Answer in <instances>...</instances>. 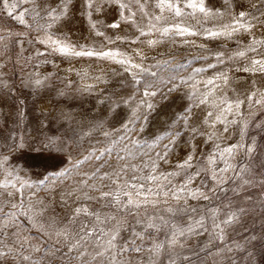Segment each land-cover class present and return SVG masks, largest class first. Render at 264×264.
<instances>
[{
    "label": "rangeland",
    "instance_id": "1",
    "mask_svg": "<svg viewBox=\"0 0 264 264\" xmlns=\"http://www.w3.org/2000/svg\"><path fill=\"white\" fill-rule=\"evenodd\" d=\"M78 1L72 0L69 18L62 19L50 28L47 27L48 18L44 13L41 11V16H36L33 9L40 11L38 6L55 8L59 0L21 2L17 14L25 9L28 10L24 24L9 17L0 5V30H2L0 35L5 37L4 41L0 42V52L4 53V56L0 57V63L4 65V68L0 69L2 73L0 75L2 81L0 83V153L8 155L13 139L18 135L35 140L32 147L26 146L24 154L18 159H13L8 167L15 168L20 177L32 184L31 188L24 189L25 206H34L35 212L42 205L45 217L62 221L65 225L68 221L64 218L70 216L76 207H87L90 213L98 214L101 221H104L105 217L117 215L111 199L102 197L101 192H114L126 184L133 183H144L147 187H152V182L147 181L145 177L178 171L176 165L185 156L182 148L175 149L174 155L169 156L167 163L159 161L156 153H162L163 146L169 142V137L165 133L180 131L181 144L183 140L191 139L190 136L185 135L188 129L181 127L187 109H191L192 113L189 116L190 124L195 123L196 127L210 135L215 133L212 140L198 137L195 141L199 145L197 152L201 157L216 152L217 144L221 149L238 144L241 137L237 125L217 123L215 128L202 125L206 113L213 111L214 108L212 104L197 106L198 97L208 91L206 82L209 79L217 77L220 72H225L229 77V83L226 86L221 85L220 92L215 93L216 102L218 103L224 96L234 100L239 95V98L243 99L240 93L247 91L251 85L244 87L235 84L236 76L244 67H249L250 58L259 59L260 53L264 52V48H258L256 53L246 52L244 57L235 56L237 51L246 50L251 43L252 35L248 37L249 39H241L237 34L232 40L225 37H222L223 40L221 37L205 38L203 28L212 27V23H204L201 28L193 21L194 18L195 21L201 18L199 14L195 17L188 15L174 17L167 10L161 12L156 6L158 0H141L144 4L143 11L135 6L134 0H129L131 10L136 13L135 24L121 20L118 10L106 9L105 14L99 18L104 25L99 30L103 31L105 36L99 37L90 28L82 12L80 23L72 16L71 12L76 2L80 4V0ZM184 2L186 3L187 0L182 1ZM232 2L237 10L238 8L247 10L249 0H232ZM205 3L209 8L218 9L222 7L223 0H205ZM189 11L185 9L186 13ZM157 15L162 19L159 22L153 20L152 23L156 27L149 31L148 21ZM113 22L119 23L120 27H107ZM175 23L189 26L193 31H199L201 34L180 36L176 34L175 29H172L168 34L162 35L161 31H157L164 27L171 28ZM139 28H142L146 35L140 36ZM261 31L264 32V29ZM47 35L75 46L76 50H111L119 55L115 60L95 56H61L52 52L49 45L39 43V40ZM255 35L257 39H264L260 34ZM18 39L24 41L23 47L15 43ZM150 39L154 43L150 44ZM109 40L112 42L110 43ZM28 41L32 42L28 43ZM242 43L245 45L242 46ZM132 45H138L141 52L134 50ZM147 45L151 47L149 46L148 49ZM221 51L226 54L224 64L217 63L215 59V53ZM38 52H43L45 55H37ZM206 56L207 59L204 58ZM228 57L232 58L228 59ZM120 60L130 63L121 64L118 62ZM210 63L216 64V67L209 68ZM68 64L73 67L72 71L67 70ZM83 65L88 66L87 71L81 69ZM94 67H104L102 76L96 75ZM196 68H203L204 71L196 73L194 72ZM45 77L47 79L44 84L35 85V79L44 80ZM217 84H220L218 80ZM173 85L176 87L173 88ZM145 91L155 92L156 95L144 96ZM221 93L223 96L220 95ZM42 101L45 105L41 104ZM147 104H152L153 108H147ZM20 112L24 113L22 117L19 115ZM241 112L247 119L246 106H242ZM256 115L264 119V115L260 113ZM227 118L239 120L238 116L232 114H228ZM225 126L229 128L228 132L223 131ZM142 127L143 131L140 130ZM36 137L39 139L36 140ZM46 137L55 142L51 150L52 155L49 154ZM252 137H255L257 142L255 154L248 157L244 150L240 149L230 161L237 166L251 161V168L245 179H251L252 184L243 185L242 181L229 171L223 175L231 179H228L221 186L223 190H220L217 182L210 178L209 171L203 173L192 185L193 189L200 188L202 180L204 186L201 191L207 194L209 199L189 197L187 205H182L189 209L195 208L197 210L195 213L180 212L173 216L166 212V206L156 209L155 212L148 208L147 215H163L166 221L177 228L192 226L193 232L186 233L182 238L185 248L177 249L182 255L192 256L189 264H232L233 261L235 264H249L247 251H255L254 264H264L261 260V254L264 252L261 244L251 241L255 248L248 247L250 237L255 236L258 240L264 237V185L259 183L264 180V167L261 166L264 163V132L250 125L248 134L244 137V144L247 145ZM12 155L16 156V153L13 152ZM85 157L89 158L85 159ZM153 161L157 165L155 173ZM206 164L207 161L204 160L200 167ZM224 166V162L219 158L216 165H207L209 169ZM57 171H64L65 175L49 176L44 186L38 185L40 179ZM4 178V173L0 172V181ZM15 179L14 174L13 182ZM169 179L173 184L182 182V177L179 175ZM161 183L164 181L161 180ZM32 193H35V196H32ZM12 202L18 203L19 198ZM172 204L175 207V202ZM240 208L246 211L240 214ZM5 211L8 209L5 208ZM213 212L215 216L212 215ZM233 212L237 213L238 219L225 227L223 241L216 239L214 223H221L226 219L227 214ZM201 217L204 218V229L207 231L194 223ZM78 219L84 223L89 220L95 223V216L85 219L81 214ZM124 219L131 223L136 231L141 230L131 217ZM21 220L23 227L19 229L20 233L35 237L37 228L32 227L27 219L21 217ZM99 227L104 228V224L101 223ZM104 230L108 229L104 228ZM167 232L166 227H161L159 232L153 233V239L156 242H164ZM132 239L126 223L121 230L119 241L129 244ZM136 243L141 242L137 240ZM152 246V241L146 239L143 243L144 253H130L124 259H130L132 264H160L161 260L164 264H168L167 257L162 252L154 260L150 257L147 249ZM227 248H232L233 251L227 253Z\"/></svg>",
    "mask_w": 264,
    "mask_h": 264
},
{
    "label": "snow or ice",
    "instance_id": "2",
    "mask_svg": "<svg viewBox=\"0 0 264 264\" xmlns=\"http://www.w3.org/2000/svg\"><path fill=\"white\" fill-rule=\"evenodd\" d=\"M21 2L28 3L32 0H0L2 10L7 13L11 18L16 19L21 24L26 23L25 15L28 10L25 9L17 14V9L21 6ZM135 6L143 11L144 4L141 0H134ZM72 6V0H59L57 7L43 8L40 7V11L35 8L33 11L36 16H41V11L44 16L48 18L47 27H52L53 24L61 21L65 17L70 15V7ZM157 8L161 12L167 10L175 17H183L188 15L189 17H195L197 14L201 17L196 20V24L203 28L204 23H212V27L203 28V34L209 39L218 37H225L232 39L237 33H250L251 43L247 46L245 51H237L234 55L238 57H244L246 52L256 53L258 48H264V39H257L255 35L256 29H264V0H249L247 10L234 11V5L232 0H223L221 8L212 9L206 6L205 0H187L186 3H182L181 0H158ZM106 9H116L119 11L121 20L129 21L133 24L136 23V13L131 10L129 0H80V11L86 17L90 28L95 32L96 36L104 37L105 33L100 31L99 28L103 27V23L99 20L101 16L105 14ZM185 9H189V12H185ZM95 17V18H94ZM43 18V17H41ZM162 19L161 16H154L148 21L149 31L156 27L152 20L159 22ZM227 20V22H223ZM217 22L219 26L217 27ZM109 28H119V23H110L107 25ZM172 29H175L176 34L180 36L184 35H199L201 32L193 31L188 26H181L175 24L170 27H164L161 34H168ZM2 31V30H0ZM140 36L146 35L142 28H139ZM264 36V32L260 33ZM4 36L0 35V42H3ZM120 39V37H117ZM139 39V37H137ZM32 41H28L31 43ZM111 43L112 41L109 40ZM15 43L23 47L24 41L16 40ZM39 43L49 45L51 51L59 53L65 57H102L106 59H116L119 53L108 51H96L92 49L76 50L75 46L64 43L60 39H53L51 35H47L44 39L39 40ZM154 43V41H149ZM203 47V46H202ZM37 55H45L43 52H38ZM225 52L215 53L216 62L224 64ZM261 58H250L249 67L243 69L244 72L260 73L264 78V52L260 53ZM4 53L0 52V57H3ZM207 59V57H204ZM232 57H228L231 59ZM121 64L130 63V61L120 60ZM190 63V62H189ZM139 67V65H133ZM182 67V65H181ZM209 68H215L216 64H209ZM4 65L0 63V69H3ZM203 68H196L194 72H203ZM2 75V73H0ZM154 75V73H153ZM47 77L42 79H35L34 83L37 86L44 84ZM217 80L220 84H217ZM183 82V81H182ZM2 83V81H0ZM139 83V81H136ZM229 77L227 73L220 72L217 77L209 79L206 82L208 91L198 97V104H212L214 110L208 111L202 120V125L215 128L216 124L224 125H237L239 127V134L241 140L238 144H232L223 149L216 145V152H210L205 157H201L197 152L199 147L195 143L198 137H207V140H212L215 133L211 135L206 131H202L201 128L196 127L195 123H189V116L192 114L191 109L186 110V114L183 116L182 128H187L188 131L185 135L191 137V139L183 140L181 144L182 135L180 131L165 133L169 137L168 144H165L163 152L156 153V157L163 163L168 162L170 155H174V151L177 148L184 150L185 156L176 167L178 171L170 172L167 174L161 173L159 176L153 174L145 177L147 181L152 182V187H147L144 183L126 184L123 188H118L114 192H101V196L110 198L111 203L115 205L117 215L111 217H105L104 221L98 214L90 213L87 207H76L70 216L65 217L67 224H63L62 221H55L51 217H45L44 208L41 205L40 209L33 211L34 206H25L24 189L31 188L27 180L20 177L15 168H9V164L13 159H18L24 154L26 146L32 147L35 140H31L28 137L16 136L13 139V144L10 146L9 154L4 155L0 153V172H3L5 178L0 181V264H132L130 259H124L130 253L141 254L145 252L143 243L146 239L152 241L153 246L147 249V253L154 260L161 252L167 257L168 264H189L192 260L191 255H182L177 249H184L185 245L182 238L186 236V233L193 232L191 225L186 228H177V226L166 221L163 215H147L148 208H151L153 212L156 209L166 206V212L173 216L180 212L187 214L189 211L195 213V208L189 209L188 207H182L187 205L188 198L208 200L209 196L201 191L204 186L201 180L200 188L193 189L194 182L201 178L203 173L211 172L210 178L217 182V187L222 189V185L227 182L230 177H226L223 174L229 171L234 173V176L242 181L243 185L252 184L251 179H245V175L249 173L251 168V161L247 164H241L237 166L230 161L235 158V154L243 149L245 155L252 157L257 150V142L255 137H252L250 142L245 145L244 137L248 134L249 126L256 128L258 131L264 132V119L257 117V113L264 115V85L256 87V82L253 81L252 85L247 91L243 93V99L237 97L234 100H229L226 96L219 99L216 102L215 93L221 90V85H228ZM176 85H173L175 88ZM172 89H169L171 91ZM144 96H155V92L145 91ZM223 96V94L221 93ZM144 103V101H141ZM242 106H246L248 109L247 119L243 112H241ZM147 108L152 109V104H147ZM228 114L238 116L237 119H228ZM19 115L22 117L23 112ZM143 131V127L140 129ZM224 132H228L227 126L223 129ZM219 138V137H217ZM36 140L39 137L35 138ZM47 140V147L49 154L52 155V148L55 142L51 138H45ZM160 139V138H158ZM207 140L204 142L206 143ZM43 146V145H42ZM62 147V144H61ZM15 152L16 156L12 153ZM218 153V156H217ZM89 157H85L88 159ZM99 158V157H97ZM224 162L223 168H211L207 165H216L217 159ZM207 161L204 167H200V164ZM153 172L157 169L156 162L153 161ZM264 167V163L261 165ZM219 173V175H218ZM15 174V182L12 177ZM65 175L64 171H57L49 173L43 179H40L37 183L39 186H44L49 179V176L60 177ZM181 176L182 182L173 184L169 177ZM161 180L164 183H161ZM261 185H264V180L259 181ZM18 185V186H17ZM11 189V190H9ZM35 196V193H32ZM19 198L18 203L12 202L14 199ZM31 199V197H29ZM94 199V197H89ZM250 199V198H249ZM172 202H175V207ZM66 203V201H65ZM5 208L8 211H5ZM246 210L244 208L239 209V213L243 214ZM84 215L85 219L89 216H95V223L89 220L87 223L80 221L78 218ZM215 216V212L212 213ZM21 217L31 222L32 227L37 228V235L35 237L25 236L20 233L19 229L23 227ZM125 217H131L136 225H139L141 230L136 231L131 223H128ZM203 217L199 220H195L194 223L199 228L204 229ZM238 219L237 213L233 212L226 215L221 223H214L216 229V239L223 241L225 239L224 231L225 227L231 225ZM43 220L44 222H40ZM103 223L104 228L99 227ZM127 223L128 229L131 231L133 237L131 243L124 244L119 241L121 230ZM161 227H166L168 232L165 233L166 240L164 242H156L153 239V233L159 232ZM207 231V229H204ZM170 233V235H169ZM249 248H255V245L251 241H256L264 248V237L259 240L257 237H250ZM139 240L141 243L137 244ZM232 248H227L226 252L231 253ZM247 251V249H246ZM195 254V253H194ZM255 251H247V259L249 264H254ZM261 260L264 261V252L261 254ZM160 264H164L161 260ZM235 264V261L232 262Z\"/></svg>",
    "mask_w": 264,
    "mask_h": 264
},
{
    "label": "bare ground",
    "instance_id": "3",
    "mask_svg": "<svg viewBox=\"0 0 264 264\" xmlns=\"http://www.w3.org/2000/svg\"><path fill=\"white\" fill-rule=\"evenodd\" d=\"M78 1V0H77ZM182 1H184V0H181V2ZM218 1H220V0H218ZM79 2V1H78ZM185 3V2H184ZM206 3H208V2H206ZM223 4V3H222ZM210 5H211V3H210ZM213 5V4H212ZM218 5H220V4H218ZM217 5V6H218ZM239 6V5H238ZM211 7V6H210ZM235 7V6H234ZM242 7H244V6H242ZM72 8V7H71ZM212 8V7H211ZM218 8V7H217ZM221 8V7H220ZM236 8H234V11H236L235 10ZM242 9H244V8H238V10L236 11V12H238V11H240V10H242ZM116 12V11H115ZM119 12V11H118ZM73 15L72 16H74V18L76 19V21L78 22V23H80V21H79V19H81V11H80V4L78 5L77 4V2H76V4H75V6L73 7V9H72V12H71ZM167 13V12H166ZM106 14H107V12H106ZM139 14V13H138ZM168 14V13H167ZM110 16V15H109ZM174 16V15H173ZM172 16V17H173ZM196 16H198V15H196ZM175 17V16H174ZM66 18V17H65ZM69 18V17H68ZM145 18V17H144ZM186 18H187V16H186ZM67 19V18H66ZM168 19V18H167ZM171 19V18H170ZM180 19V18H179ZM183 19V18H182ZM182 19H181V21H182ZM191 19V18H190ZM197 19H199V18H197ZM186 20V19H185ZM189 20V19H188ZM192 20V19H191ZM70 21V20H69ZM153 21V20H152ZM174 21V20H173ZM180 21V20H179ZM179 21H177L178 23H180ZM194 22H196L195 21V18H194V20H193ZM227 20L225 19V21H223V22H226ZM169 22H170V20H169ZM168 22V23H169ZM184 22V24L186 23L185 21H183ZM190 22V21H189ZM194 22H193V24L192 25H194ZM81 23H83V21L81 22ZM108 23V22H107ZM171 24H173L172 23V21L170 22ZM182 23V22H181ZM219 23L220 22H217V25L219 26ZM170 24V25H171ZM175 24H177V23H175ZM174 24V25H175ZM190 23H188V25H189ZM72 25V24H71ZM138 25V24H137ZM186 25V24H185ZM211 25V24H210ZM216 25V26H217ZM62 26V25H61ZM81 26H83L82 24H81ZM168 26V25H167ZM191 26V25H190ZM60 27V26H59ZM189 27V26H188ZM191 27H193V26H191ZM209 27V26H208ZM74 28V27H73ZM76 28V27H75ZM80 28V27H79ZM78 28V29H79ZM124 29V28H123ZM80 30V29H79ZM78 30V31H79ZM193 30V29H192ZM80 32V31H79ZM262 31H261V29H256L255 30V34H258V36H259V34L261 33ZM174 33V32H173ZM131 34V33H130ZM133 34V33H132ZM154 34V33H153ZM237 35H238V37H240L241 39H249L248 37H250L252 34H250V33H243V32H241V33H237ZM151 36V35H150ZM160 36V35H159ZM257 36V37H258ZM148 37H149V35H148ZM152 37V36H151ZM161 37V36H160ZM178 37V36H177ZM153 38V37H152ZM162 38H163V36H162ZM205 38H207V37H205ZM222 38V37H221ZM260 38V37H259ZM264 38V37H263ZM171 39V38H170ZM147 40V39H146ZM154 40V39H153ZM160 40V39H159ZM222 40H223V38H222ZM228 40V39H227ZM226 40V41H227ZM232 40V39H231ZM234 40V39H233ZM150 41H151V39H150ZM165 41V40H164ZM230 41V40H229ZM130 42V41H129ZM158 42V41H157ZM171 42V41H170ZM186 42V41H185ZM195 42V41H194ZM219 43V42H218ZM223 43V42H222ZM226 43V42H225ZM248 43H250V42H248ZM247 43V44H248ZM126 44V43H125ZM148 44V43H147ZM173 44V43H172ZM157 45V44H156ZM242 46H244L245 44H241ZM148 46V45H147ZM150 46V45H149ZM148 46V49L151 47H149ZM186 46V45H185ZM159 47V46H158ZM187 47V46H186ZM132 48L134 49V50H136V51H140L141 52V48L138 46V45H132ZM144 48V47H143ZM190 50V49H189ZM115 52V51H114ZM118 52V51H117ZM145 52V51H144ZM134 53V52H133ZM208 53V52H207ZM139 54V53H138ZM138 54H136V55H138ZM144 54V53H143ZM125 55V54H124ZM207 57V56H206ZM227 57V56H226ZM118 58V57H117ZM118 59H120V58H118ZM121 59H124V58H121ZM133 59V58H132ZM237 59V58H236ZM239 59V58H238ZM249 61V60H248ZM245 62H247V60L245 61ZM244 62V63H245ZM64 63H66V62H64ZM229 63V62H228ZM245 65V64H244ZM80 66V65H79ZM222 66V65H221ZM63 67V66H62ZM127 67V66H126ZM95 69H96V75L97 76H102V72H103V68L102 67H94ZM241 68V67H240ZM245 68V67H244ZM81 69H83V70H85V71H87L88 70V66L87 65H83V66H81ZM124 69V68H123ZM235 69V68H234ZM65 70V69H64ZM67 70L68 71H72L73 70V67L72 66H69V64H68V66H67ZM122 70V69H121ZM68 71H66V72H68ZM106 71V70H105ZM234 71V70H233ZM104 75V74H103ZM236 81H237V83H235V84H237V85H239V86H244V87H248V86H250V85H252V82L253 81H255L256 82V87H260V86H262L263 84H264V78H262V74H260V73H250V72H244L243 71V69L242 70H240L239 72H238V74H237V76H236ZM208 89V88H207ZM237 89H240V88H237ZM248 90V89H247ZM239 91V90H238ZM220 92V91H219ZM241 92H243V91H241ZM236 93V92H235ZM244 93V92H243ZM243 93H240L241 95H243ZM216 95V94H215ZM221 95V94H220ZM219 97V96H218ZM238 97H239V95H238ZM242 99V98H241ZM41 104H43V105H45V102L44 101H42L41 102ZM202 106V105H201ZM218 126V125H217Z\"/></svg>",
    "mask_w": 264,
    "mask_h": 264
}]
</instances>
